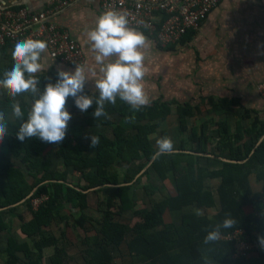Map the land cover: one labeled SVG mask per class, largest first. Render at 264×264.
Segmentation results:
<instances>
[{
	"label": "trees",
	"instance_id": "trees-1",
	"mask_svg": "<svg viewBox=\"0 0 264 264\" xmlns=\"http://www.w3.org/2000/svg\"><path fill=\"white\" fill-rule=\"evenodd\" d=\"M145 33L148 34L146 31ZM193 33H188L181 43H187ZM169 49L173 50L175 47L171 46ZM51 75L52 83H55L57 73L53 72ZM40 81V88L43 90L49 83L48 75H41ZM84 92L90 94L85 87ZM94 95L98 96V93ZM260 97L263 99L261 95ZM10 104V99L0 100V110L10 112ZM21 106L26 118L29 104L22 100ZM68 107L79 110L72 97L67 98ZM186 107L188 108L187 105ZM94 108L95 104L83 113V118L86 125L99 128L92 133L99 137L98 146H91V138L84 135L83 127L74 128L72 132L66 131L63 142L52 144L51 147L55 145L56 159L63 164L62 172L51 170L52 156L47 151L49 143L36 137L20 141L16 136L19 122L10 123V134L5 137L3 143H0V232L8 228L2 220L3 212H13L20 205L31 209L32 200L45 194L48 198L38 206L36 211H32V220L21 222V232L29 238L30 244H19L14 239L8 238L6 247L8 257L5 264H43V250L50 247L54 251L51 264H66L69 255L68 244L65 241L60 242L52 235L42 237L43 228L50 226L57 219L66 222V229L74 225L85 231L90 225L98 232L97 238L83 239V244L87 248L82 250L85 251L82 254L85 260L81 264H117L115 251L118 250L122 254L121 247L125 243L132 262L136 264H204L205 259L209 261V264H264V250L258 247V237L264 236V186L260 193L252 194L246 185L247 175L251 170L256 169L259 170L258 178L264 182V124L256 125V130L253 128L245 131L253 140L250 141V146L244 143L245 147L241 150L240 145L226 143L225 139L230 138L227 135L228 125L226 122L220 123L221 128L217 131L220 132L222 145L230 147V159L238 161L247 159V162L243 165L228 163L230 178L224 180L220 191L222 209L214 219L187 213L183 215L181 225L177 226L164 223L162 215L165 210L176 211L194 203L203 208L214 203L209 192L192 188L191 174L187 173L191 170L192 158L196 155L199 157V154L183 151L182 143L181 146H176L178 151L155 156L157 149L153 147L149 136L166 119L169 113L167 104L155 102L150 107L148 105L135 111L125 102L116 101L115 105L106 103L105 111L108 113V118L100 117L99 119H95L92 115ZM178 109L182 118L180 129L184 131L186 125L183 118L190 115L191 110H185L183 106H178ZM112 115L119 116L123 124L113 122ZM201 127L203 131L198 127L192 128L190 139L201 144L203 147L199 150L203 152L205 151L203 141L207 140L208 135L205 134L206 125ZM107 128H112L113 138L107 134ZM238 129L236 140L240 141L243 137L240 125ZM165 136L167 132L163 131L162 137ZM260 140L262 141L259 142ZM93 149H95L94 155L89 154ZM12 159L20 160L26 169L11 167ZM137 160H140L136 167L138 173L150 164L151 168L162 174L175 171L177 196L158 203L153 202L150 208L134 211V216L140 218L134 226L118 220L117 215L109 210H103L101 221L90 217L86 213V209L90 207V197L86 191L97 188L103 190L107 187L114 189L115 187L109 185L122 184L119 177L123 169L119 170L118 165L135 164ZM183 161H188L187 167L181 166ZM167 162L169 164H166ZM244 165L248 167V172L243 179L238 177V188L232 190V184L237 177L235 175L243 172ZM148 170L143 172L139 181L147 175ZM71 174L76 176V183L68 180ZM27 176L32 177L34 182L30 183L26 179ZM124 179L125 182H132L134 177H130L127 173ZM131 189L132 185L117 187L125 212L133 210L136 206V202L130 195ZM144 189L150 191L151 188L149 184H145ZM247 204L253 205V211L249 214L243 209V206ZM62 211L64 214L61 213ZM229 213L238 222L235 228L224 230L223 235H227L229 239L225 238L215 244L204 245L206 230L213 229ZM66 229L63 230V238H66ZM238 229H243L244 233L232 238L230 234ZM238 242L251 245L244 254L239 256L236 253ZM253 251H257V255L248 257L247 253ZM19 253L22 256L19 257Z\"/></svg>",
	"mask_w": 264,
	"mask_h": 264
},
{
	"label": "crops",
	"instance_id": "crops-1",
	"mask_svg": "<svg viewBox=\"0 0 264 264\" xmlns=\"http://www.w3.org/2000/svg\"><path fill=\"white\" fill-rule=\"evenodd\" d=\"M48 1L0 0V9L27 7L31 10H38L43 8ZM100 2L101 0H75L55 16V21L68 31L71 38L80 44L85 59L81 66L86 70L89 68L95 69L94 72L88 73L89 79L85 82V88L90 93L89 95L93 97H96L94 94L98 93L95 90V79H98L102 74L99 72L100 66L94 61V53L87 40V32L94 28L97 18L104 12L101 9ZM140 32L146 36L148 41V47L143 50L145 54V76L142 83L144 84L145 93L151 101L149 107L155 102L157 104L166 103L169 110L166 119L161 122L155 132L150 134V141L153 147L157 149V137L160 135V138H162V132L166 131L167 137L171 138L174 143V151H178L176 146H181L180 144L183 143V151L199 154V157L196 155L192 158V167L187 173L191 174L192 188L209 192L214 203L203 208L194 203L176 211L165 210L162 215L164 223L179 226L182 223L183 215L195 213L196 209L201 210L203 213L199 216L214 219L222 209L220 191L224 180L230 178L228 163L243 165L247 162V159L241 161L230 159V147L222 145L220 132L217 131L221 128L220 123L226 122L228 125L227 135L230 138L225 139L226 143L228 145H240L241 150L245 147L244 143L250 146L249 143L253 140L245 131L253 128L256 130V125L264 124V98L262 99L254 89L257 83L264 81V0H222L211 11L207 19L201 23L199 29L190 36L189 41L174 46L175 49L173 50L156 46L148 34L143 31ZM13 48L14 45L9 42L0 46V78L6 70L11 69L14 63L11 55ZM40 63L44 71L38 73V76L47 74L49 82L53 81L51 73H57L58 69L74 71L76 68L53 60L47 49L42 53ZM7 99L11 101L8 94L0 89V100ZM18 99L20 103L22 100L27 102L29 107L32 103V97L29 94H21ZM117 102L124 103L119 98H117ZM178 106H183L185 110H191V114L183 118L186 125L184 131L180 129L182 118ZM67 110L71 113V119L68 122L66 131L72 132L74 128L83 127L84 135L91 138L92 133L99 130V128L85 124L83 113L80 110L74 109V111L71 107H68ZM244 115H247V117H244ZM111 119L113 122L123 124V120L119 116L112 115ZM15 121L10 120V123ZM202 125H206L205 134L208 135V138L203 141L205 151L200 152L199 149L203 146L193 142L190 137L192 136V128L198 127L199 130L203 131ZM238 125H240L243 132L240 141L236 140L239 133ZM106 131L109 136H113L112 128H107ZM94 150H91L89 154L94 155ZM47 151L49 152L48 147ZM51 156V170L62 172L64 168L62 162L57 160L54 154H51ZM56 161L61 162V169L57 167L59 162ZM139 163L140 160H137L135 164L123 163L118 165L119 170L120 168L123 169L121 177H119L122 184H110L109 186L115 187L114 189L107 187L106 190L97 188L86 191L90 197V207L86 209V213L90 217L97 219L91 207V199L93 198L95 202H98V206H101L99 209L100 214H103V210H109L120 219L126 220V224L134 226L140 221L139 216H134V211L150 208L153 202L158 203L164 199L177 196L175 171L162 174L151 168L150 164L145 168V170L149 169L147 175H144L139 181L140 176L145 171L138 173L136 167ZM10 164L13 168L18 167L25 170L24 164L18 159H12ZM166 164H169V162ZM181 166L187 167L188 161H183ZM258 171V169L251 170L246 178V185L252 194L260 193L263 190L264 182L258 178ZM247 172L248 167L245 166L242 173H236L235 176L237 177H235L232 184V190L238 188V177L243 179ZM127 173L130 177H134L132 182H125L124 177ZM28 177L30 176H27L26 179L33 183V178L30 177L32 179L30 181ZM76 179V176L70 179L68 177V180L73 183L77 182ZM145 184H149L150 191L144 189ZM124 185H132L130 195L136 202L135 208L127 212L123 210L122 201L117 190V187ZM241 192L243 193L242 190ZM93 196L99 197L98 201ZM44 197L48 198V195L45 194ZM100 199L101 201L103 199L105 206H102V202L99 203ZM243 209L245 213L249 214L253 211V205H244ZM36 210L37 208L28 209L20 205L13 212L6 211L1 214L2 220L8 228L0 232V264H5L8 257L6 253L8 238L14 239L19 244H30L31 241L21 232L20 227L22 220L27 222L33 219L32 211ZM61 213L64 214V211ZM133 221H135V224L132 223ZM66 227L64 220L57 219L50 226L43 228L42 237L46 238L52 235L60 242L65 241L67 243V239L63 238V230ZM88 227L89 229L85 232L93 230L96 234L93 237L87 236L86 238H97L98 232L92 229L90 225ZM69 228L72 230L81 229L74 225L69 226ZM240 233H244V230L238 229L230 236L235 238ZM225 238L229 239L227 235H222L220 240H225ZM238 244L241 247L245 244V246H249L245 242H238ZM258 247L264 250L260 244ZM50 248H44L43 250V264H51L52 262L51 257L54 255V251L51 248L52 253H49ZM68 249L69 247L67 248L69 252ZM1 251L4 253H1ZM239 252L237 249L236 253ZM247 254L248 257L256 256L257 251L248 252ZM18 255L19 257L22 256L20 253ZM122 259L123 257L116 256L115 262L117 264H119V261H121L120 264H136L132 260L123 261ZM73 260L77 264H81L85 258H83V255L69 254L66 264H70Z\"/></svg>",
	"mask_w": 264,
	"mask_h": 264
},
{
	"label": "clouds",
	"instance_id": "clouds-1",
	"mask_svg": "<svg viewBox=\"0 0 264 264\" xmlns=\"http://www.w3.org/2000/svg\"><path fill=\"white\" fill-rule=\"evenodd\" d=\"M128 25V13L110 9L103 12L97 18L94 28L87 32L94 61L100 66L99 72L102 74L95 79V90L98 91L96 97L84 92L88 73L95 69L86 70L79 64L74 71L58 69L56 82L47 83L41 90L38 73L44 71L40 60L47 49V42L33 38L17 41L11 53L14 63L0 78V89L11 98L10 112L0 110V143L10 134V120L19 122L16 136L20 141L36 137L47 143L63 142L71 119V113L67 110L68 97L74 99L81 113L95 104L92 113L95 119L108 118L105 105H115L117 98L135 111L148 106L151 101L142 83L145 76L143 50L148 47V41L142 32ZM21 94L32 97L26 118L18 99ZM98 144L99 137L92 135L91 146L96 147ZM156 145V157L171 154L175 150L172 139L167 136L158 138ZM195 214L199 216L203 213L196 209ZM237 223L230 213L226 214L221 223L206 230L203 244L219 242L224 230L235 228ZM258 240L264 248V236L258 237ZM204 264H209V261L205 259Z\"/></svg>",
	"mask_w": 264,
	"mask_h": 264
},
{
	"label": "built area",
	"instance_id": "built-area-1",
	"mask_svg": "<svg viewBox=\"0 0 264 264\" xmlns=\"http://www.w3.org/2000/svg\"><path fill=\"white\" fill-rule=\"evenodd\" d=\"M75 0H49L38 10L27 7L0 9V46L12 45L26 38L47 42L49 56L68 66L84 63L80 44L71 38L68 31L56 21V14ZM222 0H101V9L128 13L129 27L146 31L156 46L169 48L181 44L182 39L199 29L211 11ZM264 98V83L257 86ZM40 197L32 200L33 208L46 200ZM245 248V249H244ZM247 246L237 253L244 254Z\"/></svg>",
	"mask_w": 264,
	"mask_h": 264
},
{
	"label": "rangeland",
	"instance_id": "rangeland-1",
	"mask_svg": "<svg viewBox=\"0 0 264 264\" xmlns=\"http://www.w3.org/2000/svg\"><path fill=\"white\" fill-rule=\"evenodd\" d=\"M194 61V60H193ZM260 83V82H259ZM257 85H258V83L255 85V87H254V89H255V91H257L256 93L258 94V90H257ZM161 133V132H160ZM111 138H113V136H111ZM157 138H160V135H158V137ZM52 146V143H49L48 144V148H49V152L53 155L54 154V147H51ZM54 160H56V159H54ZM56 162H59V161H56ZM60 163L61 162H59V164H58V168L59 169H61V166H60ZM26 169V168H25ZM74 176L71 174L70 176H69V179L70 178H73ZM28 179L30 180V181H32V179L30 178V177H28ZM106 194V193H105ZM93 197H95V199H96V201H98V199H99V197H97V196H93ZM100 202H102V206H105V204H104V202H103V199H102V201H101V199H100V201H99V203ZM91 207H92V211H93V213H94V216H96V218L99 220V221H101L102 219H103V214H100V212H99V209L101 208V206H98V202H95L94 200H93V198L91 199ZM116 213H117V211H116ZM118 219H120L119 217H118ZM121 221H126V220H122V218L120 219ZM133 224H135V221H133L132 222ZM66 239H67V244H68V247H69V254L70 255H73V254H75V255H82L83 253H85V251H82L83 249H86L87 248V246L86 245H84V244H82L83 243V239L84 238H86L87 236L88 237H93L95 234H96V232L95 231H93V230H91V231H89V232H85V231H83V230H81V229H79V230H72L71 228H69V229H67L66 230ZM246 245V244H245ZM244 245V246H245ZM84 246H86V247H84ZM237 247H238V250L239 251H242L243 250V247H241V245H236ZM240 246V247H239ZM250 246L251 245H249V246H247L248 248H250ZM84 247V248H83ZM122 249H123V253L122 254H120V252L118 251V250H116L115 251V257L116 256H119V257H123V261H131L132 260V258H131V256L128 254V247H127V244H124V245H122V247H121ZM245 249V248H244ZM48 252L49 253H52V249L50 248L49 250H48ZM1 253H4V252H2L1 251ZM48 261V260H47ZM121 263V261H119V264ZM70 264H77L76 263V261H71V263Z\"/></svg>",
	"mask_w": 264,
	"mask_h": 264
}]
</instances>
